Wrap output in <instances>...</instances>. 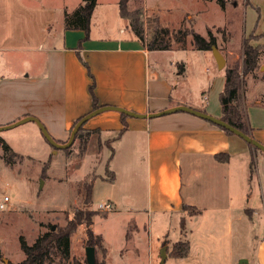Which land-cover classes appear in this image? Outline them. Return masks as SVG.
Masks as SVG:
<instances>
[{
	"label": "rangeland",
	"instance_id": "rangeland-1",
	"mask_svg": "<svg viewBox=\"0 0 264 264\" xmlns=\"http://www.w3.org/2000/svg\"><path fill=\"white\" fill-rule=\"evenodd\" d=\"M96 1L92 34L117 35L121 29L128 34L130 19L120 15V0ZM75 2L80 0H70L69 5ZM128 9L140 11L147 41L157 27L168 29L165 36L171 49L159 51V71L171 77L174 98L183 96L203 102L208 92L211 108L220 107L225 70L233 66L242 70L243 43L249 40L260 48L261 56L255 74L244 76L241 99L248 110L257 106V100L264 103V0H226L224 6L218 0H129ZM186 30L205 37L211 32L216 37L217 47L226 58L223 69L218 68L212 50L193 48L191 34L185 39L186 48H179L182 43L175 37L184 36ZM8 57L11 68L21 72L25 60L35 59L32 53L13 52ZM180 63L185 66L183 74L179 73ZM213 75L210 88L207 81ZM14 90L16 93L22 88ZM26 125L0 132L13 150L22 155L8 163L0 143V203L5 196L9 197L5 207L0 208V264L18 263L26 257L21 236L32 244L51 226L66 225L78 209L100 212L94 216L92 228L103 237L107 252L105 255L96 246L99 264H161L160 253L166 243L170 242L169 252L173 242L186 239L191 242V253L181 258L168 256L164 264H240L245 260L248 263L243 264H264V192L261 191H264V161H257L249 153L242 176V162L233 160V173L224 180L228 166H213L210 161L195 163L193 160L202 159L195 156L188 159L189 163L184 158L181 192L185 201L197 204L200 220L196 221L195 215L186 210L161 218L140 210L147 200L142 140L130 146L125 142L111 145L113 133L95 132L75 138L69 148L55 151L42 132L38 135L26 129ZM112 152H116V158L109 162ZM242 179L244 185L240 184ZM85 182L93 183L89 204L78 191ZM224 200L230 206L225 216L218 217L220 211L216 207ZM109 201L114 203L112 210L99 208L100 203ZM123 201L128 204L126 208L121 205ZM132 201L140 209L129 210L130 205L134 206ZM247 208L256 211L250 216ZM182 216L185 228L180 224ZM85 229L81 225L73 233L69 259L56 255L45 264H87Z\"/></svg>",
	"mask_w": 264,
	"mask_h": 264
},
{
	"label": "crops",
	"instance_id": "crops-1",
	"mask_svg": "<svg viewBox=\"0 0 264 264\" xmlns=\"http://www.w3.org/2000/svg\"><path fill=\"white\" fill-rule=\"evenodd\" d=\"M69 3L70 0H43L42 3L36 0H0V125L34 115L45 124L55 139L66 140L75 120L93 107L89 89L93 80L79 59V54L89 64L94 75L95 93L100 106L115 105L138 113H149L187 105L222 117L221 104L212 109L208 92L203 102H193L183 96L173 97L171 77L159 71L161 64L158 53L168 49H149L131 28L128 34L121 29L117 35L98 36L92 34L90 25L86 37L84 29L68 28L65 23L66 13L74 12L83 1L75 2L72 6ZM13 52L32 53L35 59L23 62V72L14 70L8 57ZM26 67L29 68L27 73ZM184 71L179 73L183 74ZM214 76L207 81L210 88ZM15 87H21L22 90H16L15 93ZM256 104L255 108L249 110L245 106L249 133L264 144V103L257 100ZM125 122L128 128L120 137L112 140L111 145L125 142V145L130 146L142 140L146 154V204L143 203L140 209L137 202L132 201L134 206L130 205L129 210L135 207L162 218L172 212L178 214L185 211L183 204L186 203L201 211L192 200L185 201L181 192L184 158L188 161L195 156L202 158L193 160L195 163L210 161L213 166H228L224 180L233 173V160L242 162V176L249 153L257 161H264L262 150L251 147L241 137L227 133L219 125L187 112L153 118L128 116ZM26 124V129L41 134L35 122ZM85 127L99 128L101 133L112 134L123 127V120L119 111L107 110L89 119ZM219 153L229 154V159L219 161L215 157ZM115 154L112 152L109 162L115 160ZM222 175L220 172L219 176ZM240 184L244 185L243 179ZM127 202L123 201L121 205L126 208ZM106 203H111L114 208L113 202ZM218 205V217L225 216L229 201L224 200ZM246 211L251 216L256 210L247 208ZM199 214L195 215L196 221L200 220ZM182 218L185 220L182 216L180 222ZM169 245L170 242L166 243L167 251ZM191 250L192 245L190 253ZM245 261L248 263V260Z\"/></svg>",
	"mask_w": 264,
	"mask_h": 264
},
{
	"label": "trees",
	"instance_id": "trees-1",
	"mask_svg": "<svg viewBox=\"0 0 264 264\" xmlns=\"http://www.w3.org/2000/svg\"><path fill=\"white\" fill-rule=\"evenodd\" d=\"M83 3L71 14L66 13L65 23L68 28H82L86 31L88 37L91 25V19L96 7V0H82ZM222 6L225 5L226 0H218ZM129 0H120V15L124 18L130 19V26L136 37L147 45L149 49H170L171 44L166 39L165 34L168 31L165 27H157L155 34L150 40L147 41L144 34L143 23L141 20V14L139 10H129L128 9ZM160 34H163L160 35ZM191 34L193 36L192 44L193 47L198 50H212L213 45H217L216 37L209 32L208 37L203 36L202 34L196 31L184 32V36H177L175 40L181 42L182 46L179 48H186L185 39ZM261 56L260 48L253 46L249 40H245L243 43V68L239 69L238 66H233L225 70V84L224 89L220 93V104L222 107V119L230 123L231 125L239 128L245 133L250 134V127L248 121V114L246 108L242 102V90H243V80L244 76L248 73L255 74L256 69L259 67V59ZM79 59L87 67L88 73L92 78V83L89 86L90 93L92 96V110L97 109L99 101L95 93V78L91 71L89 64L82 58L79 54ZM180 71H184V65L179 66ZM77 118L73 125L71 126L70 131L72 130L75 123L81 118ZM126 115L121 113V118L123 120V127L113 132L112 140L120 137L128 128L127 123L125 122ZM85 124L78 131L77 137H84L92 135L95 132H101V129H89L85 127ZM221 127V126H220ZM229 134H234L228 129L221 127ZM86 134V135H85ZM111 140V142H112ZM61 142V141H60ZM0 143L3 146L5 158L8 163L15 162L16 157L22 156L13 150V148L6 142V140L0 135ZM248 143V142H247ZM251 147L252 144L248 143ZM257 148V147H255ZM258 149V148H257ZM215 157L219 161H227L229 159V154L219 153ZM92 190L93 183L85 182L83 187H80L78 191L83 195L84 202L89 204L92 202ZM183 209L189 211L193 215L199 214V211L195 206L184 203ZM100 213L98 210L84 209L76 210L74 215L69 218V221L64 226H53L43 234H41L34 243L29 244L27 240L21 236L20 243L21 248L26 254V257L18 262L14 263L10 261L8 264H45L47 262H52L54 256L60 255L64 259H69L70 257V248H71V238L74 232L81 226H85L86 236H87V245L99 246L101 247L106 255L107 249L103 244V237L99 234H96L92 228L94 223V216ZM182 228H185V220H181ZM191 249V244L188 239L180 240L173 243L171 250L168 252L169 256L181 258L189 255ZM2 252L0 249V257ZM96 264H99L96 258Z\"/></svg>",
	"mask_w": 264,
	"mask_h": 264
},
{
	"label": "water",
	"instance_id": "water-1",
	"mask_svg": "<svg viewBox=\"0 0 264 264\" xmlns=\"http://www.w3.org/2000/svg\"><path fill=\"white\" fill-rule=\"evenodd\" d=\"M212 52H213V56L217 62L218 68L219 69H223V67L226 64V58L224 57L223 53L221 52V50L217 47V45H213L212 46ZM107 110H116L119 111L120 113H125L128 116H132V117H138V118H153V117H158V116H163V115H167V114H171V113H175V112H187L190 114H193L195 116H198L200 118L206 119L216 125H219L221 127H224L226 129H228L229 131L233 132L235 135H238L239 137H241L242 139H244L246 142L252 144L254 147H257L258 149L262 150L264 152V144L261 143L259 140H257L255 137L251 136L248 133L243 132L242 130H240L239 128L231 125L230 123H228L227 121H225L224 119H222L221 117H217L214 116L208 112L187 106V105H176V106H172V107H168L166 109H162L160 111H154V112H149V113H138L135 112L133 110L124 108V107H120V106H115V105H101L99 106L97 109H93L91 111H89L88 113H86L85 115H83L73 126L69 138L66 142H60L57 139H55L51 133L49 132V130L47 129V127L45 126V124L36 116L34 115H27L24 117H21L20 119L6 124V125H0V132L7 130V129H11L14 127H17L21 124H25L28 122H35L40 131L42 132V134L45 136V138L51 143V145L55 148V151H57V149L59 148H69L75 141L76 135L78 133V131L80 130V128L84 125V123H86L89 119H91L92 117L107 111ZM53 228H55V225H53ZM161 264L165 263V260L168 256L167 254V246L165 245L162 250H161ZM86 261L87 264H96V247L93 245H87L86 246ZM244 262L247 261H243L240 264H243Z\"/></svg>",
	"mask_w": 264,
	"mask_h": 264
},
{
	"label": "built area",
	"instance_id": "built-area-1",
	"mask_svg": "<svg viewBox=\"0 0 264 264\" xmlns=\"http://www.w3.org/2000/svg\"><path fill=\"white\" fill-rule=\"evenodd\" d=\"M9 201V197L8 196H5L4 197V201L0 203V208H4L5 207V202ZM99 208L100 209H104V210H107V211H110L113 209V206L111 203H100L99 205Z\"/></svg>",
	"mask_w": 264,
	"mask_h": 264
}]
</instances>
